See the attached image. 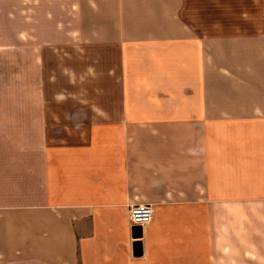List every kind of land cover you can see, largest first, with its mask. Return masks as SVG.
I'll list each match as a JSON object with an SVG mask.
<instances>
[{"label": "crops", "instance_id": "crops-1", "mask_svg": "<svg viewBox=\"0 0 264 264\" xmlns=\"http://www.w3.org/2000/svg\"><path fill=\"white\" fill-rule=\"evenodd\" d=\"M0 264H264V0H0Z\"/></svg>", "mask_w": 264, "mask_h": 264}, {"label": "built area", "instance_id": "built-area-1", "mask_svg": "<svg viewBox=\"0 0 264 264\" xmlns=\"http://www.w3.org/2000/svg\"><path fill=\"white\" fill-rule=\"evenodd\" d=\"M154 208L150 204L134 205L130 208L129 217L133 225L142 226L153 220Z\"/></svg>", "mask_w": 264, "mask_h": 264}, {"label": "rangeland", "instance_id": "rangeland-1", "mask_svg": "<svg viewBox=\"0 0 264 264\" xmlns=\"http://www.w3.org/2000/svg\"><path fill=\"white\" fill-rule=\"evenodd\" d=\"M64 130V129H63ZM63 133H65V132H63ZM62 132H60L59 134H60V136H65V134H63ZM61 138V137H60Z\"/></svg>", "mask_w": 264, "mask_h": 264}, {"label": "water", "instance_id": "water-1", "mask_svg": "<svg viewBox=\"0 0 264 264\" xmlns=\"http://www.w3.org/2000/svg\"><path fill=\"white\" fill-rule=\"evenodd\" d=\"M140 227V226H139Z\"/></svg>", "mask_w": 264, "mask_h": 264}]
</instances>
